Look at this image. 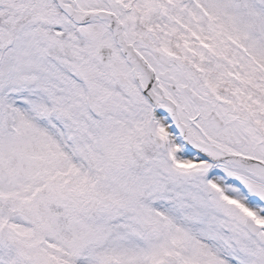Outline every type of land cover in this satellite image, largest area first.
Segmentation results:
<instances>
[{"label":"snow or ice","instance_id":"obj_1","mask_svg":"<svg viewBox=\"0 0 264 264\" xmlns=\"http://www.w3.org/2000/svg\"><path fill=\"white\" fill-rule=\"evenodd\" d=\"M0 264H264V0H0Z\"/></svg>","mask_w":264,"mask_h":264}]
</instances>
